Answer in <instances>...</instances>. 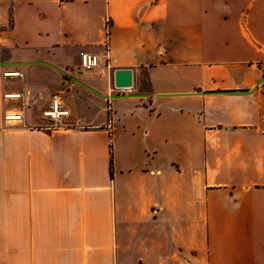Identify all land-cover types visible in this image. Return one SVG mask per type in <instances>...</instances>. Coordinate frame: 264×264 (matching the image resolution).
Returning a JSON list of instances; mask_svg holds the SVG:
<instances>
[{"label": "crops", "instance_id": "1", "mask_svg": "<svg viewBox=\"0 0 264 264\" xmlns=\"http://www.w3.org/2000/svg\"><path fill=\"white\" fill-rule=\"evenodd\" d=\"M0 62V264H264V0H0Z\"/></svg>", "mask_w": 264, "mask_h": 264}, {"label": "built area", "instance_id": "2", "mask_svg": "<svg viewBox=\"0 0 264 264\" xmlns=\"http://www.w3.org/2000/svg\"><path fill=\"white\" fill-rule=\"evenodd\" d=\"M106 27L109 28V20L106 21ZM107 32L108 29H107ZM102 54L99 53H93L84 51L81 52V63L82 66L85 69H93L99 65L100 58ZM104 56L106 59L109 58V48H108V39L105 44V53ZM4 77H10V76H21L22 72L19 70H6L3 73ZM264 81V79H263ZM22 92H9L5 93L4 97L6 99L9 98H20L22 97ZM107 110L111 112V108L108 106ZM111 115V113H110ZM43 116L48 118L49 123L46 125V128H54V127H68L71 125H78L80 126H86V124L83 122V120L73 121L71 120V112L68 108L64 106L62 103V98L58 93H54L51 98V104L50 107L43 112ZM24 117L22 112L18 113H6L4 118L6 121H17L22 120ZM108 127L111 128V120L109 119Z\"/></svg>", "mask_w": 264, "mask_h": 264}, {"label": "water", "instance_id": "3", "mask_svg": "<svg viewBox=\"0 0 264 264\" xmlns=\"http://www.w3.org/2000/svg\"><path fill=\"white\" fill-rule=\"evenodd\" d=\"M7 62H0L4 65ZM114 86L118 89H129L133 86V71L130 68H121L114 71ZM234 92V91H231ZM236 92V91H235ZM247 92V91H241Z\"/></svg>", "mask_w": 264, "mask_h": 264}]
</instances>
